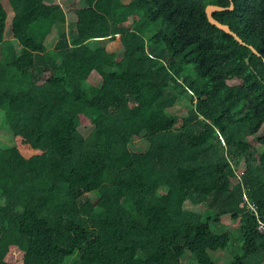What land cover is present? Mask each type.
Instances as JSON below:
<instances>
[{
  "label": "trees",
  "instance_id": "1",
  "mask_svg": "<svg viewBox=\"0 0 264 264\" xmlns=\"http://www.w3.org/2000/svg\"><path fill=\"white\" fill-rule=\"evenodd\" d=\"M81 2L49 49L62 5L0 0L14 144L0 148V264H264V136L261 150L246 140L264 126V0ZM117 36L122 56L106 50ZM186 100L187 115L168 111ZM139 136L149 148L135 152ZM223 217L240 222L239 254L211 227Z\"/></svg>",
  "mask_w": 264,
  "mask_h": 264
},
{
  "label": "rangeland",
  "instance_id": "2",
  "mask_svg": "<svg viewBox=\"0 0 264 264\" xmlns=\"http://www.w3.org/2000/svg\"><path fill=\"white\" fill-rule=\"evenodd\" d=\"M48 1L59 2L66 13V23L63 24L58 23L57 25H55L52 33L47 37L45 44L47 48L51 49L55 46L59 38V35L61 33L65 32L67 34H72L74 30V21H75L73 10L82 7L83 4L81 0H48ZM130 1L132 0H124L125 3L126 2L129 3ZM8 12H9L8 21L6 24L5 35H4L5 40L11 39V18L13 14L10 11L9 7H8ZM150 35H151V30L147 32L146 36H150ZM106 50L110 52H115L119 56H122L123 49L120 41V36H117L115 41L110 42L108 46H106ZM0 57H1V51H0ZM88 84L93 87H100L101 79L99 76H97L96 73H92V75L88 79ZM190 107L191 105L189 101L186 100L184 102L178 103L173 108H170L168 111L171 114L187 115L190 110ZM76 127L78 132L84 137L87 136V134L90 132L92 128L91 126L81 125V124L80 125L78 124ZM262 136H264V126H262V129L257 135L246 136V140L248 143L261 150L262 145L260 144L259 139L262 138ZM13 145H14L13 139H12L11 131L9 130L5 113L3 111H0V148L3 149L12 148ZM131 146L135 152H142L149 148L148 143L145 140H143L142 136L135 137L134 139H132ZM243 161L244 160L241 161V164L239 163L238 168L236 167L237 174H241L244 169ZM236 182H237V178H233L232 184ZM91 198L94 202L96 201L95 195H91ZM186 208L191 211L202 213L205 219L210 217L209 216L210 214H206L205 212L207 209L206 205L187 202ZM211 227L215 233H229L231 235L230 250L231 249L234 250V255L240 253V247L242 244V236L239 230L240 222H232L229 217H223L219 223L217 224L211 223ZM190 257H191L190 254L187 253L182 259V264H197V262L193 258H191L190 261ZM211 258L217 264H230L233 262L234 257L228 252H215V253H211Z\"/></svg>",
  "mask_w": 264,
  "mask_h": 264
},
{
  "label": "water",
  "instance_id": "3",
  "mask_svg": "<svg viewBox=\"0 0 264 264\" xmlns=\"http://www.w3.org/2000/svg\"><path fill=\"white\" fill-rule=\"evenodd\" d=\"M232 7H230L231 9ZM216 10H225V8H222V7H218V6H209L206 10L207 12V15H208V18L210 20L211 23H213L214 25L218 26L219 28L227 31V32H231L232 34H234V36L240 41V42H243L241 40V38L239 36H237L235 33H233V31L231 30V28L227 25H224V24H221L219 23L218 21H216L214 19V17L212 16V13ZM256 52V51H255Z\"/></svg>",
  "mask_w": 264,
  "mask_h": 264
},
{
  "label": "built area",
  "instance_id": "4",
  "mask_svg": "<svg viewBox=\"0 0 264 264\" xmlns=\"http://www.w3.org/2000/svg\"><path fill=\"white\" fill-rule=\"evenodd\" d=\"M258 230L264 234V223L259 221Z\"/></svg>",
  "mask_w": 264,
  "mask_h": 264
}]
</instances>
